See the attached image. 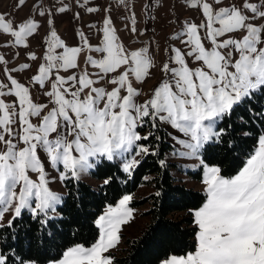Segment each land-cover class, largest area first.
<instances>
[{
    "label": "snow or ice",
    "instance_id": "obj_1",
    "mask_svg": "<svg viewBox=\"0 0 264 264\" xmlns=\"http://www.w3.org/2000/svg\"><path fill=\"white\" fill-rule=\"evenodd\" d=\"M25 3L26 0H17L16 9ZM78 3L89 13L99 11L88 6V0ZM117 3L130 13L126 17L131 25L129 31L141 34L132 6L127 0ZM185 3L198 8L205 20L199 25L185 21L179 31L168 37L179 40L188 50L169 44L165 51L170 55L159 66L149 55L148 47L126 49L113 20L106 15L101 29L102 45L96 47L89 44L82 31L77 35L83 47L66 46L51 27L53 20L47 21L50 31L46 37L45 63L31 77L41 89L50 82V90L43 93L47 103L34 102L30 88L10 74L29 69V64H21L18 69L5 67L9 83L0 82V220L9 211L15 219L27 209L34 217L43 215L46 223L49 213H55L62 197L49 187L46 162L56 170L62 166L61 181L79 180L82 173L95 167L90 158L96 161L123 158L126 160L123 171L131 174L140 164L136 156L157 155L156 149L150 152V147L140 142L155 136L160 124L187 137H172L185 149L174 148V156L197 157L206 144L225 134V129H218V125L230 116L235 106L257 93L264 95V23H254L257 18L264 20L261 10L264 0L258 3L245 0L242 7L217 8L213 4L220 5L222 0L213 3L185 0ZM159 6L161 0H151L142 7L147 13ZM33 10L41 17L46 14L37 5ZM56 10L64 13L69 6L62 4ZM108 11L106 8L105 12ZM39 27L32 17L15 24L8 14L0 13V32L14 38L9 44L28 47L27 38L37 33ZM200 29L205 30L203 37ZM204 40L210 42V48L205 47ZM84 48L103 54L100 59L88 55L85 60L98 70L97 78L93 79L87 70L66 77L60 75V70L79 68L78 56ZM29 58L35 60L36 56L29 53ZM189 59L196 66H190ZM7 63L0 54V64ZM157 67L162 79L150 97L138 103L137 97L142 93L133 86L130 76L143 83L151 77L150 70ZM102 82L111 85V89L96 86ZM5 96L14 99L6 102ZM33 117L37 123L32 122ZM149 124L151 128L146 134L137 131L138 127ZM133 151L136 156L128 159L126 154ZM160 164L167 166L164 160ZM30 173H35L36 179ZM108 182L105 180V184ZM203 182L206 201L193 212L198 228L195 252L171 256L161 264H264V135L237 174L226 177L220 167L206 165ZM131 200V195H125L117 206L109 207L95 221L99 229L95 243L88 247L71 246L53 264H113V258L105 253L116 247L121 226L133 218ZM11 225L9 220L8 226ZM8 259L0 253V264H7ZM19 264L25 261L19 260Z\"/></svg>",
    "mask_w": 264,
    "mask_h": 264
},
{
    "label": "trees",
    "instance_id": "obj_2",
    "mask_svg": "<svg viewBox=\"0 0 264 264\" xmlns=\"http://www.w3.org/2000/svg\"><path fill=\"white\" fill-rule=\"evenodd\" d=\"M260 113H264V95L259 93L235 106L218 125V129H225V134L205 145L200 152L201 161L220 167L224 176L234 174L254 152L259 136L264 133V115ZM150 128L149 124L137 131L148 132ZM140 143H146L150 152L156 149L157 155L140 156V164L131 174L123 172L116 161L95 159V167L87 172L93 184L83 179L62 181V202L56 207L55 217L44 223L43 215L34 217L22 210L20 217L10 218V227L8 222L3 224L0 253L8 256L7 264H19V260L45 263L60 257L73 244H91L97 237L94 224L97 215L141 183L152 188L142 200L149 204L144 213L148 220L135 236L125 240L117 254H109L113 264H158L167 256L193 251L196 233L193 210L201 205L204 195L184 186L172 175V162L161 166L160 161L172 148L161 125L155 136ZM105 180L109 182L105 184Z\"/></svg>",
    "mask_w": 264,
    "mask_h": 264
},
{
    "label": "rangeland",
    "instance_id": "obj_3",
    "mask_svg": "<svg viewBox=\"0 0 264 264\" xmlns=\"http://www.w3.org/2000/svg\"><path fill=\"white\" fill-rule=\"evenodd\" d=\"M130 6H132V10L136 14V27L140 30L139 35L135 33H131L129 31L130 21L126 19L127 16L130 15L128 10L117 3V0H88V6L97 7L99 9L98 12L89 13L85 10L84 7L80 6L78 0H26V3L20 7L18 10L16 9L17 0H0V13H6L10 18L14 20L15 24H19L24 21L26 18L32 17L39 24L40 27L37 33L33 34V36L27 38L28 47L24 46H16L14 44H9V41L14 40V38L10 34H5L0 32V54L5 56V59L8 61L7 65L0 64V82L8 84L7 75L5 74V67L8 69H18L21 64H29V69H24L22 71L11 72L10 74L13 78L17 79L19 82L25 84L30 88L31 96L34 102L37 103H47L48 98L43 94L44 92L50 90V82L48 85L41 89L37 84L31 81V77L37 74L38 67L40 64L45 63L44 54L47 50L46 37L49 34L50 26L47 21L49 19L53 20V25L56 30L58 36L65 42L66 46H81L83 47V41L77 35V32L82 31L85 37L88 39L89 44L93 47L102 45V26L103 19L106 15H109L113 20V24L117 30V35L120 38V41L125 45V48L129 51L138 49L140 47H148L149 55L153 57L154 62L159 66L162 61H165L166 58L170 55V52L165 51L169 44H173L175 47L181 48L182 51H187V47L182 45L179 40H170L168 37L173 35L175 32L179 31L184 25L185 21L194 22L196 24H200L205 17L202 12L198 8L189 7L185 0H161V6L157 8H150L146 13L143 9L144 4H150L151 0H127ZM209 3H213V0H208ZM245 0H222L220 5L213 4L214 8L221 6H229L235 5L237 7H242ZM251 3H258L259 0H248ZM62 4H67L69 6V10L64 13H59L56 9ZM37 5L39 8L45 9V15L41 17L38 14V11L33 10V6ZM108 8L109 11L106 13L105 9ZM261 10H264L262 8ZM49 12L51 15H49ZM79 13V17L76 14ZM251 15V13H247ZM154 16V19H150V17ZM254 23H264V20L257 18ZM128 25V27H126ZM201 36L203 37L205 34L204 29H200ZM242 35V34H237ZM227 38V37H223ZM221 38V39H223ZM205 47L210 48L211 44L209 41L204 40ZM57 51H62V49H57ZM29 53H34L36 59H30ZM88 55L93 56L95 59H100L103 54L97 52H89L87 48L79 54L78 56V69H70L67 72L64 70H60V75L68 76L75 73L82 72L87 70L90 74H92V78L96 79L97 69L85 63L86 57ZM190 66H196L192 60L189 59ZM151 77L148 78L145 82L141 83L135 81L134 77L130 76V79L133 81V86L141 91V95L137 97V102L142 103L144 100L148 99L152 93V90L158 85L160 80L162 79V73L159 71V68H154L150 70ZM54 79V75L52 77ZM96 86H107L108 89H111V85H105L104 82L102 84H97ZM3 99L6 102H11L14 97L5 96ZM52 105H49V108ZM47 111V109H45ZM33 123H37V118H32ZM159 123V122H158ZM167 134V141L171 144L172 148L170 151L165 153L164 161L172 162L174 166L171 168V173L177 180L183 183L184 186L190 187L194 190L201 192L204 195V200L199 207H201L206 201V185L203 182L205 176V166L201 161L200 154L197 157H181L174 156L173 149L180 148L181 151H184L183 147L176 143L173 140V136L178 139H187L184 137L182 133H179L178 130L171 128L168 125L160 124ZM14 127H16L14 125ZM145 127H148L146 125ZM147 131L140 133L141 135L146 134ZM168 133L172 135L169 136ZM261 135H264L262 133ZM260 135V136H261ZM259 136V138H260ZM258 138V140H259ZM23 146V145H21ZM258 145L256 146V148ZM255 148V150H256ZM254 150V151H255ZM254 153V152H253ZM252 153V154H253ZM251 154V155H252ZM74 155H78L74 153ZM250 155V156H251ZM128 159H131L132 156H136L135 151H133L130 155L126 154ZM249 156V157H250ZM140 156H136V159H139ZM247 157L242 164V166L232 175L238 173V171L244 166L245 162L249 158ZM107 160L106 158H103ZM91 161H94L95 158H90ZM113 161H116L123 171V163L126 162L123 158H114ZM207 166H215V165H207ZM62 166H59V170L53 169L46 162V172L48 174L49 187L52 191L57 192L61 195L63 192L62 181L59 179V171H62ZM124 172V171H123ZM195 172H198V175H194ZM33 179H36L35 173H30ZM226 176V177H230ZM79 179H83L87 182L94 183L88 177V173H82ZM152 188L150 185L141 183L137 186V188L130 192L120 196L113 204L105 206L102 211L97 215L94 219L95 221L103 215L109 207H115L118 205L119 201L125 195H131L132 200L129 203V207H131L133 211V218L126 224L121 226L119 232V243L116 247L109 249L105 255H109L110 253L117 254L121 248L124 246L125 240L127 238H131L135 236L138 231L146 224L147 216L144 214L148 209V202H142L143 198H145L150 192ZM142 202V203H141ZM198 207V208H199ZM196 208V209H198ZM194 209V210H196ZM27 210V209H25ZM193 210V212H194ZM29 211V210H27ZM30 212V211H29ZM31 213V212H30ZM55 213H49V217H55ZM13 217V213L11 211L4 214L3 220H0V224H6L10 218ZM194 221V216H193ZM195 224V223H194ZM196 225V224H195ZM97 228V237L96 239L86 247L91 246L99 237V229ZM198 232V228L196 226L195 233V247L193 251L187 252L183 255H170L166 258H163L158 262L161 264L162 261L170 258L171 256H187L189 253H194L197 246L196 234ZM73 244L71 246H74ZM69 246V247H71ZM85 246V245H84ZM67 247V248H69ZM65 248L63 252L67 249ZM62 252V254H63ZM62 254L60 257L54 260H50L45 263H36L33 261H25V264H53L54 261L62 258Z\"/></svg>",
    "mask_w": 264,
    "mask_h": 264
}]
</instances>
